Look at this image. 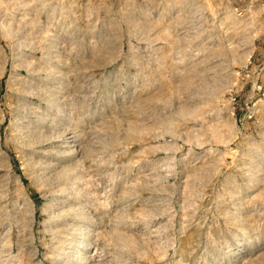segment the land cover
I'll return each mask as SVG.
<instances>
[{
	"label": "rangeland",
	"instance_id": "374dc122",
	"mask_svg": "<svg viewBox=\"0 0 264 264\" xmlns=\"http://www.w3.org/2000/svg\"><path fill=\"white\" fill-rule=\"evenodd\" d=\"M0 264H264V0H0Z\"/></svg>",
	"mask_w": 264,
	"mask_h": 264
}]
</instances>
